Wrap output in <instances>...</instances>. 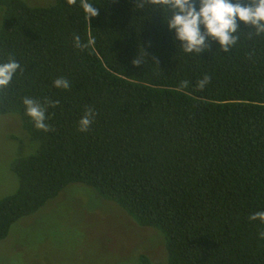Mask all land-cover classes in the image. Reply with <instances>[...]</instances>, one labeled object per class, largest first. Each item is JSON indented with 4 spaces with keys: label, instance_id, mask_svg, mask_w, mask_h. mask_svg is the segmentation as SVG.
Instances as JSON below:
<instances>
[{
    "label": "trees",
    "instance_id": "obj_1",
    "mask_svg": "<svg viewBox=\"0 0 264 264\" xmlns=\"http://www.w3.org/2000/svg\"><path fill=\"white\" fill-rule=\"evenodd\" d=\"M88 2L99 12L90 21L80 0H0V63L13 57L22 69L0 90V115H18L38 145L13 167L17 191L0 200V242L83 185L160 232L167 264H264V223L249 220L264 211V35L238 22L228 52L209 37L208 50L189 54L168 11ZM75 35L95 43L82 51ZM205 75L211 81L198 90ZM59 77L69 89L54 86ZM24 97L59 101L46 111L51 131L34 126ZM87 109L93 123L80 132Z\"/></svg>",
    "mask_w": 264,
    "mask_h": 264
},
{
    "label": "rangeland",
    "instance_id": "obj_2",
    "mask_svg": "<svg viewBox=\"0 0 264 264\" xmlns=\"http://www.w3.org/2000/svg\"><path fill=\"white\" fill-rule=\"evenodd\" d=\"M23 1L31 6L53 3ZM37 146L18 115H0V200L17 191L13 167L35 154ZM144 256L167 264L162 234L140 227L118 205L83 185L66 188L0 242V264H140Z\"/></svg>",
    "mask_w": 264,
    "mask_h": 264
},
{
    "label": "clouds",
    "instance_id": "obj_3",
    "mask_svg": "<svg viewBox=\"0 0 264 264\" xmlns=\"http://www.w3.org/2000/svg\"><path fill=\"white\" fill-rule=\"evenodd\" d=\"M77 0H67L69 6H73ZM139 0L138 7L145 5L159 7L170 13L167 19V26L170 31L174 30L175 40L181 42L180 47L185 53L199 54L208 50L206 39L211 38L218 42L224 52L234 46L238 39L240 27L238 22H243L255 30L256 36L264 35V0H248L242 3L241 0ZM81 7L86 14V19L90 21L92 17L98 16V9L93 7L88 0H80ZM203 26V30L201 29ZM251 35V33H250ZM74 46L84 50L95 43L94 39H88L86 43L81 42L79 35L74 36ZM134 66H139L140 59L132 61ZM17 70H21V65L13 58L9 57L5 63H0V90L6 88L13 79ZM211 78L205 75L197 81V89L203 90L210 83ZM56 88L69 89L70 82L59 77L53 81ZM189 81H181L180 87L186 88ZM25 106V114L31 118L34 126L38 130L51 131L50 125L45 121L47 108L56 107L59 101H52L46 98L45 104L41 105L37 100L24 97L22 101ZM94 112L87 109L79 120V131L86 132L93 123ZM249 220H259L264 223V211H258L249 216ZM264 239V231L259 234Z\"/></svg>",
    "mask_w": 264,
    "mask_h": 264
}]
</instances>
